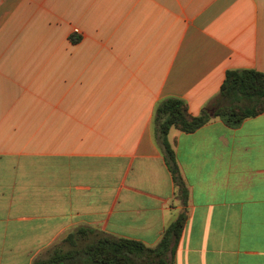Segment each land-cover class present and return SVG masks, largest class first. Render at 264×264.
Segmentation results:
<instances>
[{
	"label": "crops",
	"instance_id": "crops-1",
	"mask_svg": "<svg viewBox=\"0 0 264 264\" xmlns=\"http://www.w3.org/2000/svg\"><path fill=\"white\" fill-rule=\"evenodd\" d=\"M246 67L264 70V0H0V264L78 227L154 246L183 208L156 102L197 114ZM168 140L188 187L173 264H264V109Z\"/></svg>",
	"mask_w": 264,
	"mask_h": 264
},
{
	"label": "trees",
	"instance_id": "trees-1",
	"mask_svg": "<svg viewBox=\"0 0 264 264\" xmlns=\"http://www.w3.org/2000/svg\"><path fill=\"white\" fill-rule=\"evenodd\" d=\"M263 109L264 70L247 67L227 69L219 91L197 114L188 110L183 98L168 96L158 100L153 113L155 137L176 186V197L183 204L182 210L163 229L159 241L148 246L135 238L106 233L78 245L89 232L95 231L78 227L63 237V243L69 247L53 244L47 257L36 258L31 264H173L175 246L187 217L188 187L168 140L170 127L190 132L215 116L235 126Z\"/></svg>",
	"mask_w": 264,
	"mask_h": 264
},
{
	"label": "rangeland",
	"instance_id": "rangeland-1",
	"mask_svg": "<svg viewBox=\"0 0 264 264\" xmlns=\"http://www.w3.org/2000/svg\"><path fill=\"white\" fill-rule=\"evenodd\" d=\"M87 241H89V239H85V240H83V241H79V244L78 245H83L84 243H86ZM66 247H69V244L68 243H64V248H66Z\"/></svg>",
	"mask_w": 264,
	"mask_h": 264
}]
</instances>
